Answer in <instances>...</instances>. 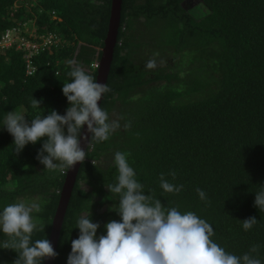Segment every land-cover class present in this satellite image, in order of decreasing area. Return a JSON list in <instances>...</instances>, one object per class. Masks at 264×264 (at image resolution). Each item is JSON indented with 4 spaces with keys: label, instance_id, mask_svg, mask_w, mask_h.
<instances>
[{
    "label": "trees",
    "instance_id": "trees-1",
    "mask_svg": "<svg viewBox=\"0 0 264 264\" xmlns=\"http://www.w3.org/2000/svg\"><path fill=\"white\" fill-rule=\"evenodd\" d=\"M186 1L122 0L110 91L100 105L110 119L116 114L120 127L87 150L53 264H66L80 216L91 213L101 225L98 235L105 234V223L120 219L113 208L119 196L107 189L116 183L117 151L127 155L146 194L205 219L212 239L229 253L240 256L258 245L253 255L264 261V210L254 206L255 192L264 186V0H198L193 7ZM110 8L111 0H0V35L26 25L29 33L53 34L58 41L33 59L30 76L16 47L0 53V120L12 110L29 121L51 110L65 113L69 104L61 89L70 81L68 61L82 49L79 58L90 64L83 70L96 78L93 64L101 56ZM149 59L156 68H144ZM42 142L16 153L12 136L0 129V209L36 200L41 210L34 216L42 227L33 241L49 238L68 170L38 162ZM107 156L112 162L104 167ZM161 174L182 190L165 192ZM253 216L257 223L245 231L241 221ZM7 240L0 234V241ZM17 258L16 251L0 248V264Z\"/></svg>",
    "mask_w": 264,
    "mask_h": 264
},
{
    "label": "clouds",
    "instance_id": "clouds-1",
    "mask_svg": "<svg viewBox=\"0 0 264 264\" xmlns=\"http://www.w3.org/2000/svg\"><path fill=\"white\" fill-rule=\"evenodd\" d=\"M73 64L68 61L70 81L61 89L69 104L64 114L51 110L29 121L12 110L0 120V129L12 136L16 153L28 144L43 141L36 159L46 169L73 168L85 160L93 142L107 141L120 127L119 118L110 119L98 105L110 91L107 83L98 82ZM156 66V60L149 59L144 68L152 70ZM33 103L39 107L41 101L34 99ZM113 163L118 175L116 183L107 189L119 196L113 208L120 219L105 223V234L98 235L101 225L92 221L91 213L80 216L75 227L79 235L71 241L66 264H264L253 255L258 245L240 256L229 253L212 239L213 227L205 219L192 211L165 207L160 199L146 194L125 153H114ZM170 175L175 177V173ZM160 187L168 193H179L183 185L173 184L161 174ZM196 192L201 200L207 199L204 190L197 188ZM254 206L264 210V186L255 192ZM40 210L39 203L23 199L0 209V234L8 237L0 241V248L17 252L14 264H42L45 258L58 255L48 238L32 239L42 227L34 216ZM241 222L248 231L257 219L253 216Z\"/></svg>",
    "mask_w": 264,
    "mask_h": 264
},
{
    "label": "water",
    "instance_id": "water-1",
    "mask_svg": "<svg viewBox=\"0 0 264 264\" xmlns=\"http://www.w3.org/2000/svg\"><path fill=\"white\" fill-rule=\"evenodd\" d=\"M121 7L122 0H111L108 31L104 40L103 48L100 50L101 56L98 62V68L96 70V79L100 83H107L113 59L114 48L117 42L118 29L120 26ZM102 99L98 101L99 106L101 105ZM81 164L82 162H79L73 168H68L64 178L62 189L60 191L58 205L54 213L51 232L48 238L55 251L57 249V244L60 237L64 217L69 205V201ZM53 263L54 258H45L43 260V264Z\"/></svg>",
    "mask_w": 264,
    "mask_h": 264
},
{
    "label": "built area",
    "instance_id": "built-area-1",
    "mask_svg": "<svg viewBox=\"0 0 264 264\" xmlns=\"http://www.w3.org/2000/svg\"><path fill=\"white\" fill-rule=\"evenodd\" d=\"M28 29L29 28L24 25L23 28L13 27L5 30L0 35V53L13 46L16 47V49L23 54L25 72L27 76H30L35 71L33 59L40 55L41 52L50 51L53 46L57 45L58 41L53 34L36 36L33 30L29 33ZM93 66L97 68L98 64L94 63Z\"/></svg>",
    "mask_w": 264,
    "mask_h": 264
},
{
    "label": "rangeland",
    "instance_id": "rangeland-1",
    "mask_svg": "<svg viewBox=\"0 0 264 264\" xmlns=\"http://www.w3.org/2000/svg\"><path fill=\"white\" fill-rule=\"evenodd\" d=\"M186 2H187V4H188L190 7H193L194 5H196V4L198 3V0H187ZM85 51H86V49H85ZM77 52H78V53H76L75 58H74V60H73V62H74L73 66H79V67H81L82 69L88 70L90 64H86V63H84V61L82 60L84 57L79 58L81 55H83V53H82V49H79V48H78ZM96 56H97V55H96ZM96 56H95V54H94L93 56L90 57L91 62H93V61L96 60ZM92 60H93V61H92ZM169 62H170V64H171V66H173L172 61H169ZM160 66H161V67H164L163 64H160ZM116 118H117V117H116V114H115V115L112 114L111 119H116ZM111 162H112V157H111V156H107V157H105V159L103 160L102 163H103L104 167H107L108 165L111 164ZM33 202H36V200L33 201Z\"/></svg>",
    "mask_w": 264,
    "mask_h": 264
}]
</instances>
